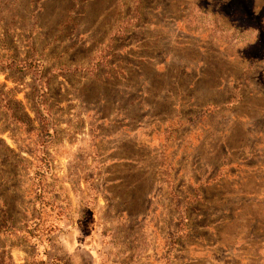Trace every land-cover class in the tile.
<instances>
[{
  "label": "rangeland",
  "instance_id": "374dc122",
  "mask_svg": "<svg viewBox=\"0 0 264 264\" xmlns=\"http://www.w3.org/2000/svg\"><path fill=\"white\" fill-rule=\"evenodd\" d=\"M0 264H264V0H0Z\"/></svg>",
  "mask_w": 264,
  "mask_h": 264
}]
</instances>
